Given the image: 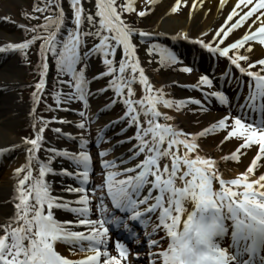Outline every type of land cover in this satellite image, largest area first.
Instances as JSON below:
<instances>
[{
	"label": "snow or ice",
	"instance_id": "1",
	"mask_svg": "<svg viewBox=\"0 0 264 264\" xmlns=\"http://www.w3.org/2000/svg\"><path fill=\"white\" fill-rule=\"evenodd\" d=\"M68 3L72 23L75 29H79L83 13L81 0H68ZM156 3L157 0H147L145 6H155ZM228 4L229 0H220L219 7L223 10ZM189 6L195 13L203 7V3L202 0H191L190 4L189 0H174L171 12L175 14L183 7ZM49 8H58L59 13L55 19L50 15L46 17L47 23L42 25V28L48 35L33 36L26 42L10 43L7 47H0V54L9 51L25 52L37 39H42L38 66L42 70L39 71V82L35 84L33 102H39L45 89L50 53L56 73L69 77L67 81H59L61 86L67 84L66 91L52 93L55 103L61 105L63 101L64 105L70 107L73 101L82 102L85 110L89 107L90 95L85 67L90 63L91 56L102 57V65L106 68L103 75L113 77L106 91H113L117 97H124L127 90L123 99L126 115L118 122H127L129 128H136L133 139L138 141V144L134 154H143L145 158L135 167H125L123 172L111 171L110 169L117 167L116 162L105 161L101 173L108 171L106 179L102 177V181L107 187L106 197L110 199L111 207L103 195L93 194L96 200L94 204L88 195L89 180L94 176L88 139L77 138L73 133L63 131L60 126L52 128L51 131L58 138H63L66 142L74 141L78 151L48 149L53 155L47 162H43L37 155L45 141L44 133L49 123L47 120L43 121V126L36 128L35 138L25 141L30 146L27 150V166L17 172L26 175L20 176L16 189V224L11 228L5 225L4 234L0 235V264H122V261L133 264L129 260L128 246L120 242L110 246L109 233L113 227L128 232L130 239L136 243L140 242L142 235L144 236V244L140 247L143 249L147 246L149 256L147 260L137 259L135 264H157L153 256L162 258V264H264V255H261L264 252V190L257 192L254 190L255 185L248 182L249 174L256 170L257 164L252 162L251 166L247 167L246 174L240 178L226 180L216 168L215 159L204 158L200 154H196L194 159L191 156L192 153H197L200 138L208 133L226 130L227 141L235 138L238 142L233 151L247 149L256 144L259 145L260 155H256L255 160L264 158V75L249 70L257 67L249 55H230L250 42L258 41L260 45H264V0H238L234 3L226 15L225 22L215 32L213 43L205 42L201 38V35L209 34L207 31L197 36L181 31L179 35L172 34L170 40L163 32L134 33L121 18L124 11H138L140 17L146 15L144 10L138 9L134 0H127L119 9L116 0H96L95 16L99 18V27L95 32L85 35L97 37L98 43L91 52L84 51L83 55L82 40L78 31L67 28L66 35L61 38L67 18L59 0L47 8L37 7L36 11L44 12ZM257 17L258 23L250 24ZM87 21L93 24L94 17L88 15ZM242 27L247 34L222 46L230 35H235L236 30ZM25 31L36 32L37 29ZM160 37L165 38L168 46H165V41L151 43L148 52H157L160 62L165 66L178 62L179 53L174 51L171 45L183 40L218 58H226L241 74V80L244 76L254 79L255 91L250 92L242 107L237 105L238 114L231 113L229 96L223 90H216L202 92V95L206 101L214 99L219 106L225 108V112L218 117L217 122L206 127L198 136L191 135L189 138L185 131L166 123L172 120L170 115H163L165 123H161L162 112L158 110L160 105L165 109H172L174 106L182 108L191 103L199 106L205 113L209 108L199 99H165L162 89L154 93L149 77L141 66V60L137 58L135 41L138 39L140 42L149 43L153 39L160 40ZM117 49H122L118 74L115 66ZM252 51L251 47L247 49L249 54ZM241 61H247L248 66H241ZM82 64L84 67H78ZM259 65L260 72L264 73V58L259 60ZM129 70L130 75L126 76ZM193 70L192 66L180 69L183 73H191ZM137 73L138 82L143 86V98L133 100V85L137 83ZM220 79L227 83L228 73L215 81L209 75L203 74L199 78V85L212 89L214 85L219 87ZM114 104L115 101L113 106ZM249 112H258L259 119H249ZM78 115L81 118L79 123L61 120L59 117L56 120L60 125H69L85 132L86 121L91 118L86 116L83 110L78 111ZM102 139L95 143L102 142ZM181 146L184 149L182 155ZM98 155L103 158L109 153L100 151ZM54 158H62L72 165L62 175L71 178L76 185L65 189L69 193L79 194L73 206L54 195L52 186L46 182L45 178L53 172L51 165ZM165 158L170 159L171 164L169 166L165 162L161 169V161ZM233 159H239V155L233 156ZM124 162L128 163L127 160ZM34 167L38 168L36 176L33 175ZM216 181L218 189L214 188ZM256 184L264 189V175L259 176ZM229 185L237 189L243 188L244 191H234ZM92 186L94 187V184ZM55 210L75 214L77 226L86 227L88 233L73 230L70 221L62 222L54 216ZM149 228L150 232H147ZM228 238L230 243H226ZM58 242L71 245V251L84 253L86 258H65L57 250ZM154 248L160 251L153 252ZM112 250L119 254V258L109 254Z\"/></svg>",
	"mask_w": 264,
	"mask_h": 264
},
{
	"label": "bare ground",
	"instance_id": "2",
	"mask_svg": "<svg viewBox=\"0 0 264 264\" xmlns=\"http://www.w3.org/2000/svg\"><path fill=\"white\" fill-rule=\"evenodd\" d=\"M23 0H13L12 5H20ZM171 2L174 4V0H157L155 6L148 5L154 9H160L166 2ZM127 0H122V3L125 4ZM169 2V3H170ZM238 2V0H229V4L221 10L219 7L220 0H202L203 7L196 11L195 13L191 10L190 6L187 7L186 11L183 15L173 14L171 11H164L159 16V22L155 27L154 33L163 32L165 35L167 33L177 34L179 35L181 31L188 32L191 36H197L207 31L212 36V29H217L220 23L224 22L225 15L231 9V6ZM134 3L141 9L145 7L147 4V0H134ZM191 0H189V4ZM264 15V13H262ZM9 11L4 7L0 6V22H4L9 18ZM258 23V17L254 18L250 24ZM217 31V30H216ZM247 34L245 28L236 30L235 38L242 37V35ZM202 36V35H201ZM215 38V36H214ZM19 42L15 36L7 35L4 32L0 31V47H7L10 43ZM258 41H254L253 44V52L255 55L264 56V45L261 47L257 44ZM3 44V45H2ZM12 52V51H11ZM10 53V52H8ZM12 54V53H10ZM7 55L5 53L0 54V168L6 167L7 169L2 168L0 171V235L3 232L5 225H10L14 220L15 212L12 208L17 202V186L19 184L20 175L17 173V170L22 168L21 163H23V159L17 160V158L8 159L13 150V146L17 143V139L15 138L14 126L18 115L22 113L32 114L33 108L35 106L34 102L25 103L18 100L17 96L14 93L17 85H19L21 80L22 69L20 67L19 59L13 57V59L8 58V60L4 61ZM145 74L149 77V83L153 87V91L158 92L161 89L163 90V96L165 99H170L168 95H166L165 86H168L172 83H178V79L176 78H167L164 80H160L155 74L149 72L146 68ZM139 74L137 75V88H138V97L143 98V86L139 84ZM158 110L162 112V116L160 118L161 123H165L163 120V115H170L172 117L171 121H167L170 125L177 127L179 130L185 131L189 134V138L191 135H199L201 131H203L206 127H210L212 123L217 122L218 117L222 116V110L225 108L219 107L217 110H213L208 112L207 114H203L200 117H196L194 119L187 118L185 116H181L178 109L175 106L172 109H165L162 105L158 106ZM230 110H234L232 107ZM96 111H101V106H98ZM63 115L58 114L59 119L62 118ZM71 121L69 118H62ZM72 122V121H71ZM104 125H111V120L103 121ZM196 123H202L201 129H196L194 125ZM62 127L63 131L75 133V127H70L69 125H60L56 122L55 127ZM203 138V137H202ZM200 138L198 140L199 147L197 149V153H192L191 156L194 159L196 154H200L204 158L215 159L216 168L220 170V174L223 178L232 179L237 175L246 174L247 167L251 166L252 162L257 164L256 170L249 174V180H252V176L259 178L260 175H264V158L259 161L255 160L256 155H260L259 149L252 151L249 154L242 156V161L244 162V167L242 169L235 168L233 170L228 169L227 162L224 160L225 157L230 156L233 153V150L236 149V146L227 143L226 141L220 142L217 146L209 148L205 144H203V139ZM54 142L57 143L60 150L68 149L72 150L70 147H73V141H65L64 139H60L58 137L54 138ZM175 151V149H173ZM184 149L183 146L180 148L181 155L183 154ZM128 150L126 148H120L116 152V157L120 158L122 161V166L125 165V160L128 156ZM27 162V155H26ZM167 162L170 166V159L165 158L161 161L162 167L163 164ZM53 172L50 173L51 177L48 179L49 184L52 186L53 193L59 194L60 198L65 202H70V206H73L75 199L79 198V194H73L67 192L65 189L68 186H76L72 185L71 178H67L62 173L71 168L69 162L64 159L57 160L52 163ZM186 170V169H185ZM231 172V173H229ZM35 175V173H33ZM62 175L63 177H61ZM257 180V179H255ZM231 187V186H229ZM214 188L218 189V181L214 182ZM232 190H234L232 188ZM261 189L258 184L255 183V191L259 192ZM235 191V190H234ZM90 199V198H89ZM54 216L60 219L62 222L65 221L62 216L59 214H54ZM186 218V217H185ZM70 221V226L73 230L82 231L84 226H76L78 222ZM230 242V238L226 240V243ZM57 250L62 254L65 258L69 259H83L86 258L84 253H74L71 251V247L69 245H65L62 243L57 244ZM162 264V262L160 263Z\"/></svg>",
	"mask_w": 264,
	"mask_h": 264
},
{
	"label": "rangeland",
	"instance_id": "3",
	"mask_svg": "<svg viewBox=\"0 0 264 264\" xmlns=\"http://www.w3.org/2000/svg\"><path fill=\"white\" fill-rule=\"evenodd\" d=\"M13 0H0V6L4 7L9 11V18L6 19L4 22H0V31L4 32L7 35L15 36L17 39L21 40V42H24V37L25 38H31L33 37L36 33H32L31 31H25V29H33L35 26L41 27L43 23H47L46 17L47 16H52L54 19L59 13V10L57 8H49L47 11L44 12H37L36 8L37 7H42V8H47L48 5H54L55 2L54 0H23L20 5H12ZM122 0H116V6L119 9L122 5ZM81 7L83 8V13H82V23L81 27L79 29H75L74 25V30L78 31L82 40V44H91L94 43V46L96 44V41H94L93 36H86L85 33L92 32V29L94 28V24H89L87 21V16L90 15V7L91 5V0H81ZM171 3H164L162 6H160V9H154L150 6H145L141 8L146 12V15L144 18H141V22H136L132 21V23L136 24L139 23L138 25L140 27L143 26L146 31L153 32L155 30L156 25L159 22V16L162 12L164 11H169L171 9ZM52 9V10H50ZM180 15L184 14V9L178 12ZM121 18L124 21H130L133 19H138L140 16L138 15V11L134 13H127L126 11L121 13ZM43 19V20H42ZM42 20V21H41ZM140 20V19H139ZM66 23H69V21L66 20ZM71 25V24H70ZM133 25V26H136ZM53 30V29H52ZM41 31V29H40ZM48 33V32H47ZM42 34V33H41ZM62 35H66V31L62 33ZM172 34L167 33L166 37L171 38ZM201 38L206 41V42H211L212 40L209 38V36H201ZM42 41V39H37ZM144 47L142 48V51L137 55L140 60H141V65H143L149 72L151 71L153 74H155L159 79H166V78H171L175 77L181 81V84L183 83H189V82H194L196 78H193L192 76H189L188 79L183 75V72L177 69H169L168 66H165L159 60L156 58V56H153L157 52H148V46L143 44ZM38 50V44L35 43L33 48L30 49V52H32V56L27 57V61H22L21 63V80L20 84L18 85L17 89L15 90V95L18 97V100L24 101V102H30L31 97L28 95L27 92H25V89L31 92V89L33 90V93L35 91V85H33L35 80L39 79V75L37 74V71L34 69L35 67H32L34 63H36L38 60V56L36 55ZM247 49L241 50L239 54H244ZM158 54V53H157ZM117 55L119 60L122 58V49L117 51ZM258 56L251 57V61H255L258 59ZM32 65V66H31ZM117 68V74H118V68H119V63L115 64ZM37 67V64H36ZM79 67H84V64L80 65ZM33 68V69H32ZM85 75L86 79L88 80L90 76V69L89 66L85 67ZM130 75V70L129 72H126V76ZM138 75V73H137ZM139 78V77H138ZM113 79V77L110 78ZM60 80V77L59 79ZM89 81V80H88ZM109 81V83H110ZM179 84V85H181ZM59 85L57 82L52 83V88H58ZM172 92H177L178 88L175 86L173 88H170ZM137 90V89H136ZM92 87H90L89 84V93H91ZM105 98V95L103 96V99ZM90 102V100H89ZM47 103L49 104L50 107H55V109H58L59 106L55 103L54 97L50 98L48 97ZM108 105L109 102H105ZM94 104L91 101L89 103L88 109H83L82 107V102H72L71 105H73V108L76 109V111H85L86 116L92 117L94 113ZM46 108L41 114L40 122L43 125V121H52V119H56L57 115L53 114L52 110L53 108ZM37 114V113H36ZM184 116L188 118H194L198 116L196 112H191L187 110H184L182 113ZM116 117V116H115ZM80 118V117H79ZM81 119V118H80ZM80 119H78V122H80ZM89 125L87 126V129L83 134H85L90 140L93 139L95 136L99 135V132H97V129L100 127V117L97 119V122L91 123V120L87 121ZM34 122L32 120L27 121V118H25V113L20 114L15 122L14 126V131H15V138L17 139L18 143L15 144L13 150L16 151H24L23 148L26 147L25 141L28 139H31V127H33ZM49 124V123H48ZM28 126H31L28 129ZM50 125H47V127ZM201 126L198 125V129ZM46 134H49V130H46ZM223 134L218 135L214 138H210L208 140V146L209 147H214L218 143H220L223 139ZM238 142H233L234 145H236ZM109 147V145H105V148ZM252 150H245L242 151L241 153L248 154ZM20 156L21 153H19ZM233 166H239L240 168L244 167L243 163L240 162H232Z\"/></svg>",
	"mask_w": 264,
	"mask_h": 264
},
{
	"label": "clouds",
	"instance_id": "4",
	"mask_svg": "<svg viewBox=\"0 0 264 264\" xmlns=\"http://www.w3.org/2000/svg\"><path fill=\"white\" fill-rule=\"evenodd\" d=\"M194 210V209H193Z\"/></svg>",
	"mask_w": 264,
	"mask_h": 264
}]
</instances>
